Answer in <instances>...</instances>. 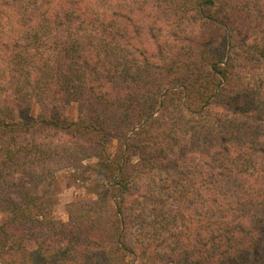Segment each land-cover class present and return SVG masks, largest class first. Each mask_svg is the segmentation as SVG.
Segmentation results:
<instances>
[{
  "label": "trees",
  "instance_id": "trees-1",
  "mask_svg": "<svg viewBox=\"0 0 264 264\" xmlns=\"http://www.w3.org/2000/svg\"><path fill=\"white\" fill-rule=\"evenodd\" d=\"M0 264H264V0H0Z\"/></svg>",
  "mask_w": 264,
  "mask_h": 264
},
{
  "label": "rangeland",
  "instance_id": "rangeland-1",
  "mask_svg": "<svg viewBox=\"0 0 264 264\" xmlns=\"http://www.w3.org/2000/svg\"><path fill=\"white\" fill-rule=\"evenodd\" d=\"M56 191L59 198V205L55 210L56 216L67 220V206L77 198L83 196L85 192L78 185L74 184L69 174H62L59 177Z\"/></svg>",
  "mask_w": 264,
  "mask_h": 264
},
{
  "label": "water",
  "instance_id": "water-1",
  "mask_svg": "<svg viewBox=\"0 0 264 264\" xmlns=\"http://www.w3.org/2000/svg\"><path fill=\"white\" fill-rule=\"evenodd\" d=\"M145 123H146V122H145ZM145 123H144V124H145ZM144 124H143V125H144Z\"/></svg>",
  "mask_w": 264,
  "mask_h": 264
}]
</instances>
